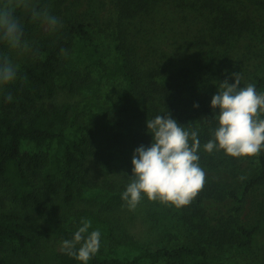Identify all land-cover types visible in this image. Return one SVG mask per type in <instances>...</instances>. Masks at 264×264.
<instances>
[{"label": "trees", "instance_id": "16d2710c", "mask_svg": "<svg viewBox=\"0 0 264 264\" xmlns=\"http://www.w3.org/2000/svg\"><path fill=\"white\" fill-rule=\"evenodd\" d=\"M33 2L46 6L51 14L57 13L63 27L55 34L41 32L40 25L31 21L28 12H17L24 40L34 33L43 35L37 39V64L25 69L26 85L12 83L0 96V181L9 188L6 197L24 210L51 216L58 210L56 199L67 207L82 195L88 182L85 161L94 158L107 166L112 155L104 149L117 146L125 157V165L131 167L135 150L149 147L152 141L146 121L170 113L181 126L199 128L200 166L214 171L227 164L226 172L230 173L227 192L221 183L209 179L190 209L171 212V217H177L183 226L197 231L203 238L193 244L153 248L126 231L115 232L110 228V246L133 251V259L108 257L100 249L88 264H142L141 261L221 264L211 258L209 248L226 246L244 254L239 264H264V194L255 221L245 225L236 217L248 192L264 182V153L255 162L257 173L243 182L235 179V162L231 158L221 159L218 152L203 151V145L212 138L217 126L210 104L220 83L227 80L231 85L234 83L231 77L239 73L240 87L255 83L257 91L264 93V73L251 80L247 57L226 53L238 43L235 34H241L244 27L243 21H238L239 9L228 5L229 0H110V15L98 16V10L88 6L81 10L83 17L78 20L76 15H68L75 12L70 7L61 9L52 0ZM196 12L205 13L207 19L203 20L207 22L214 13L208 30L219 32L217 40L207 37L202 32L204 27L199 36L193 34L192 40L184 44L187 40L184 36L194 32L183 26L184 22L190 20L188 24L193 26ZM4 53L8 54L7 47L0 43V54ZM83 61L102 68L109 79L123 78L125 87L115 102L97 111L85 105L88 113L82 117L76 106L61 99L60 92L63 90L69 96L95 90L91 78L81 76L74 69L76 63ZM8 92L13 96L11 102L5 98ZM23 142L36 147L56 144L57 149L50 153L22 152ZM121 194L111 197L108 209L124 204ZM6 207L4 198L0 197V244L11 245L12 252L24 255L35 244L30 222L16 208ZM160 207V211H153L156 218L151 228L158 238H163L174 225L172 228L171 220L163 224L158 218V215L167 217L170 210L161 204ZM99 214L88 208L76 210L73 223L57 229V239L62 242L71 239L85 219L92 226L97 222L106 225ZM55 258L58 264H81L62 250ZM0 264H17V261L9 254L0 255Z\"/></svg>", "mask_w": 264, "mask_h": 264}, {"label": "rangeland", "instance_id": "374dc122", "mask_svg": "<svg viewBox=\"0 0 264 264\" xmlns=\"http://www.w3.org/2000/svg\"><path fill=\"white\" fill-rule=\"evenodd\" d=\"M109 1L110 0H52L53 3L58 4V7L60 5L59 8L61 9L70 7V9L75 12H71L68 15L72 16V14H74L78 20L83 17L81 10L88 6H94L98 10V16L110 15L108 14L111 4ZM100 2L102 3L100 4ZM228 3V5L231 4L234 8L239 9L241 12V18L239 17L240 20H237L243 21L244 27L242 28L241 34H235V36L239 37L238 43L233 47L231 46L226 53L228 55L232 54L237 58H241V56L247 57V62H250V65L248 66V78L255 80L264 73V0H229ZM196 14L197 19L193 26L190 27L188 24L190 23V20L184 22L183 26L186 25L188 28L194 30L190 36H184V39H187L184 41V44H188L190 42L189 40H192L193 34L199 36V31L204 27L205 28L202 32H205V34L207 33V37H210L212 41L217 40L219 32L216 30L209 32L208 30L210 28L209 24L214 17V13L210 14V20L208 19V22L207 20H203V18L206 17L205 13L196 12ZM53 15L57 16V13H54ZM89 20L90 17H87L86 21ZM201 25L202 28L199 29V26ZM40 31L46 32L41 26ZM41 35L43 34L34 33L25 39L32 47V52L20 54L7 48L10 59L14 64L19 65L17 79L13 82L14 84H23L25 69L28 66H35L37 64L36 46L37 39L38 37H41ZM250 54H253L254 56ZM74 69L79 70L81 76H89L93 81L95 90H86L84 93H76L75 95L69 96L64 95L62 90L60 95L62 100H68L72 105L76 106L75 108L81 113L82 117L88 113V109L85 108V105L88 104L91 106L92 111H97L99 107H105L106 104H112L115 102L118 94L125 87V81L123 78L116 76L115 78L109 79L104 76L102 68L95 64H91L88 61L76 63ZM24 84L26 85V83ZM61 85H63V82H61ZM3 91H0V96ZM56 149V144L36 147L34 144L27 142H23L21 147L22 152L29 151L32 153H50ZM104 151L108 155H112L110 163L106 166L102 163H98L94 158H89L85 161V173L88 182L86 184L87 186L81 191L82 195H79V197L77 196L75 201L67 207L62 206L63 204L61 201L56 199L55 208L58 210L49 217L40 216L30 209L24 210L19 205L12 203V201L6 197L9 196V188L0 181V197L4 198L5 204L7 205L6 208H16L21 212L25 219L28 218L31 229L30 233L35 237V244L28 247L26 254L14 253L12 252L13 246L0 244V255L3 256L9 254L13 256V258L16 259L17 264H58L55 254L61 250L62 241L57 239V229L63 225L72 224L73 220H75L74 212L78 209L86 208L90 210L93 209L94 211L97 210V213L99 211V217L106 221V225L98 222L94 224V226L89 229V233L96 229L100 230V249L102 250V253L108 257L116 256L124 261H131L134 254L133 251H130L125 247L110 246L108 238V231L110 228L115 232L126 231L141 242L150 244L153 248L157 246L172 247L183 243L193 244L195 240L198 241L203 238V235L201 236L197 231L191 230L189 226L190 229L183 226L177 217H171V212L174 208L169 206H166L170 209L168 214H166L167 217L162 218L161 216L163 215H158V218L163 220V224H166L171 220L169 222L172 228L174 225V228L170 229V234L164 235L163 238H158L156 236L157 234L152 232L151 224L153 223V219L156 218L154 217L153 211H160L161 207L159 203L149 202L147 199H143L134 211L128 210L125 204L118 207L112 205L111 209H108L107 202L112 199L111 197L115 194L123 193V191L126 190V187L131 180L132 166L125 165V157L117 146H106ZM218 155L221 159L225 157L223 152H218ZM231 159L235 162V179L237 181H243L239 179L241 176L246 177L244 180L247 181L249 177L258 171L257 165L251 159ZM213 163H215V161ZM201 167L206 173V183L203 188H205L206 184L210 181H216L215 183H221V188L223 191L227 192V189L230 188L229 186L231 184L229 182L230 173H227L228 171L226 172L228 169L227 164L220 165L219 168L214 171H212V169L204 168L203 166ZM263 194L264 182L248 192L242 210L236 214L238 222L248 225L255 221L259 211L258 203L262 200ZM190 208V206L185 207V209ZM225 216L228 217V215ZM176 225H178V227H175ZM209 252L211 258L221 261V264H239L244 259V254L242 252H234L233 247H211L209 248ZM188 260H191V258H188ZM141 263L148 264V261H141ZM157 264L169 263L166 261H160Z\"/></svg>", "mask_w": 264, "mask_h": 264}, {"label": "clouds", "instance_id": "9594fccd", "mask_svg": "<svg viewBox=\"0 0 264 264\" xmlns=\"http://www.w3.org/2000/svg\"><path fill=\"white\" fill-rule=\"evenodd\" d=\"M20 10L28 12L31 21L48 34H55L63 27L46 6H38L33 0H0V43L11 51L20 54L33 51L23 39V25L17 16ZM18 71L19 65L8 54H0V91L16 81ZM231 78L234 83L229 85L227 80L220 83L211 99L217 126L212 138L203 145V151L223 152L229 158H248L258 163L264 153V93L257 91L255 83L240 87L239 73ZM5 98L11 102L13 96L8 92ZM146 128L152 141L149 147L140 146L133 153L131 180L121 194L122 201L130 211L143 199L176 210L190 206L206 183V173L199 162V128L181 126L170 113L147 120ZM91 227L90 220H82L73 237L61 245L66 255L81 264H88L100 249L101 232L96 229L89 233Z\"/></svg>", "mask_w": 264, "mask_h": 264}]
</instances>
